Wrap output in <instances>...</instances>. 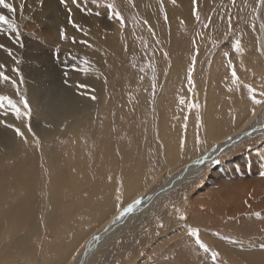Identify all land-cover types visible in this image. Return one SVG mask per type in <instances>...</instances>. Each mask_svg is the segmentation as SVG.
Masks as SVG:
<instances>
[{
    "label": "rangeland",
    "instance_id": "rangeland-1",
    "mask_svg": "<svg viewBox=\"0 0 264 264\" xmlns=\"http://www.w3.org/2000/svg\"><path fill=\"white\" fill-rule=\"evenodd\" d=\"M7 2L12 3L16 8L15 17L3 8H0V14L15 19L20 36L17 42L15 34L11 33L7 26L0 25V44L12 51V56H9L0 48V63L5 64V61L9 60L11 69L6 65V74H15H10V76L17 79V86L20 85L18 87L19 98L23 96L27 99L31 112L23 122L26 131L21 153L12 160L10 159L7 164H0V189L3 193L6 186L2 183L9 178L17 164L27 162L33 166L36 175L34 184L37 186L38 196L34 211L31 213H28L24 203L26 201L20 194L11 197L17 203V205L14 204L12 213L9 212L7 205L0 207L2 212L6 210V213L0 211V236L3 232V237L5 236L9 218L18 220L19 217V225L21 224L19 233L24 231V233H29L34 223L39 228L38 235H40L39 240L37 238L36 241L37 258L43 253L50 254L53 240L63 238L68 231L70 234H75L87 224L90 226L87 228L94 230L97 224L94 213L101 198L110 200L109 202L115 205V212L121 213L124 207L149 195L148 190L146 192L142 188L138 190L142 184L140 182L147 183L148 171L149 173L160 172V179L158 178L159 180L153 183L154 186L152 185V191H155L162 186L160 180L168 175L176 164L182 166L207 153L216 144V139L221 140L220 133L227 135L237 125L242 111L246 114L257 106L252 100L253 94L248 92L246 85L255 89L257 99L264 100V97L259 95L260 92H264L263 81H261L264 62H262L263 57L259 47L261 29L257 21L260 0H235V5L232 0H199L190 8L193 21L184 23L185 25L181 24L182 26H177L175 23L177 16L181 18L182 15L175 16L173 11L184 12L185 9L178 5L173 7L170 0H96V3H93V0H77V3H73L72 0H65V3H61V0H7ZM108 4H113L115 10L123 17L125 22L123 27L112 15V10L107 7ZM197 15L199 20L196 19ZM262 16L264 19V11ZM229 17H231V27L228 24ZM69 18L83 31H77L69 23ZM61 30L67 39L61 37ZM72 38H75V43L72 42ZM236 40L241 42L242 52L239 54L235 51ZM225 52L228 53L227 57L224 55ZM16 60H19V64ZM229 60L235 67L239 78L235 83L231 79L232 68L229 66ZM85 61L88 63L85 64ZM193 65L192 83L190 84L188 75ZM13 69H18L19 75ZM37 75L43 76V84L48 83L47 87L42 86L45 90L41 88L43 91L41 90L38 98V103H42L41 106L29 100L27 83H29V78L37 80ZM20 77L23 78V83L20 82ZM82 85H87V87H82ZM91 88L95 89L94 92ZM85 90H90L92 93L84 94L82 91ZM59 91L61 94H69L68 98L73 99L75 105H78L76 106L78 111L73 112L70 120L63 125L59 124V121L62 122L61 117L58 118L54 111L48 108L51 107L54 99L55 105L58 102L60 97L56 94H59ZM7 93L8 91L5 92L6 95ZM92 96L96 99L93 100ZM10 97L12 98L11 95ZM181 98L184 100L183 104L180 102ZM238 100H241V105ZM192 104L197 107H190L189 105ZM44 105L53 114L51 112L49 114ZM47 105L50 106L47 107ZM42 106L44 115L34 120V111H38L40 107L42 109ZM261 107L263 109L261 108L259 117L263 118L264 104H261ZM55 116L59 123L53 119ZM33 120L39 124L41 129L50 128L53 131L60 128L58 134L50 135L44 140L33 130ZM52 123L59 125L53 128ZM29 124L31 132L28 130ZM66 125L69 128L64 132ZM260 138L247 142L245 147L242 145L231 149L234 150L233 152L227 151L224 156L217 158L212 165H209L208 169L203 170L199 178L204 181L205 174L207 181L204 182L209 187L220 168L222 171L231 165H236L237 171L249 170L246 175L250 174L251 166L249 165L253 163L250 162L242 168L236 164L237 159L250 155L251 151H257L264 157V136ZM169 147H173L172 150ZM118 148L124 150L122 155L125 158L124 166L129 171L127 175L124 169L116 175L110 168L119 163ZM172 152L176 157L171 158L170 153ZM135 161L137 163H134ZM111 162L114 164L111 165ZM129 178L133 180L130 181ZM115 181L118 182L115 183ZM191 181L186 182L181 193L172 197L168 206L169 195H167L168 198L163 197L154 205L144 208L138 216L127 220L115 229L116 232L112 230L111 237L107 238V246L105 245L104 250L101 251L100 256L103 257H99V261L95 263L162 264L166 262L173 264L176 259L174 257L181 255L179 253L182 247L180 243L188 238L186 234L191 233L192 229H197L199 240L208 245V239L213 240L214 237L204 235L203 224L196 227L186 223L185 220L187 231L180 233V228L177 227L170 232L166 231L181 216L176 210L182 196L189 192L190 184H198V180ZM126 182H129L128 185ZM119 186L120 190H118ZM123 190H125L124 193ZM50 191H52V196ZM3 197H5V203L10 200L7 199V195ZM118 200H120L119 203ZM163 202L166 203L163 204ZM253 207L242 215L240 225L239 222L236 223L229 218L223 219L222 225L219 223L220 226H217L219 224L212 225V235L222 236V239H214L213 242L218 243L220 247L226 245V249H229L226 251L232 250L231 252L237 256L228 255L232 257L230 259L211 245L208 248L210 258L213 253L217 254L216 258L205 261L204 256L201 258L193 254L198 258L196 264L206 262L208 264L209 261L211 264H264V213L256 211ZM53 211L56 213L54 218L55 220L57 218L58 223L51 220L48 214ZM46 217L52 223H56L54 224L57 225L56 228L49 224L51 221ZM33 219H38L41 224L36 220L33 222ZM67 224L72 225L68 227ZM59 227L61 229L63 227L67 232H63V229ZM163 231L167 233L164 236H162ZM107 234L109 235V232ZM157 236L162 237V240L169 238L172 241L168 243L165 240L166 246L156 253H150L149 248ZM112 238L114 240H111ZM224 239L231 242L227 243L230 245L223 244ZM0 242L1 247L4 243L2 238ZM4 246L3 244L0 248L1 254L8 252H3ZM239 255L243 256L242 259ZM101 258H104V262H101ZM22 261L24 258L17 255L11 258L4 257L0 260V264H19ZM26 262L25 260L24 263Z\"/></svg>",
    "mask_w": 264,
    "mask_h": 264
},
{
    "label": "bare ground",
    "instance_id": "bare-ground-1",
    "mask_svg": "<svg viewBox=\"0 0 264 264\" xmlns=\"http://www.w3.org/2000/svg\"><path fill=\"white\" fill-rule=\"evenodd\" d=\"M173 4V7H175V5L178 6H183V8L185 9L184 12H175V16H177V14L182 15L181 18H179V16H177L178 18H176L175 22L177 24V26L181 25V24H186L192 20V16L190 14V8L191 6H193L195 3H197V1L199 0H175V2L173 3V0H170ZM182 8V7H181ZM188 8V9H187ZM177 9V8H175ZM174 9V10H175ZM193 10V9H192ZM59 11V10H58ZM178 11V10H177ZM263 11H264V4L259 3L258 9H257V21L259 23L260 29H261V34L259 37V42H260V49H261V53H262V57H263V61L264 62V28H261V25H264V19H263ZM60 13V12H59ZM66 14V13H65ZM65 16V15H64ZM85 16V15H84ZM63 17V16H62ZM82 17V16H81ZM67 18V16L65 17ZM85 20V19H84ZM96 20V19H95ZM99 20V19H98ZM182 20V21H181ZM55 21V20H54ZM92 21V19H91ZM193 23V22H191ZM45 24V23H44ZM85 24H86V20H85ZM184 24V25H185ZM83 25V24H82ZM182 26V25H181ZM113 36V35H112ZM2 41V40H1ZM212 42V41H211ZM4 43V42H3ZM5 46V45H4ZM9 46V45H8ZM171 46V45H170ZM21 48V47H20ZM14 53V52H13ZM29 55V54H28ZM30 56V55H29ZM4 58V57H3ZM43 58V57H42ZM6 59V58H5ZM35 60V59H34ZM37 60V59H36ZM3 61V60H2ZM8 59L7 61H5V64L3 62H1L0 64H4L7 65L8 68H10V64L8 63ZM258 62V60H257ZM29 64V63H27ZM222 65V64H221ZM12 66V65H11ZM15 67V66H13ZM92 67V66H91ZM11 69V68H10ZM211 71V70H210ZM214 71V70H213ZM50 72V71H49ZM262 72V80L263 81V87H264V65H263V70ZM47 73V72H46ZM12 74V73H10ZM9 74V75H10ZM41 74V73H40ZM44 74V73H43ZM48 74V73H47ZM15 75V74H12ZM249 76V74H248ZM38 79L35 80H31L29 78V83L28 84V89H29V100L32 103H37V105L39 104L38 102V98L40 95V92L42 89V86H46L47 84H43V76H39L37 75ZM41 77V78H40ZM48 77V76H47ZM250 77V76H249ZM248 77V78H249ZM28 78V77H27ZM229 78V77H228ZM14 79V78H13ZM232 79V78H231ZM15 80V79H14ZM251 80V79H250ZM258 80V79H257ZM246 81V80H245ZM16 82L18 83L17 79ZM53 82V81H51ZM133 82V81H132ZM131 82V83H132ZM223 82V81H222ZM259 82V81H258ZM230 83V82H229ZM77 84V83H76ZM52 85V84H51ZM224 85V84H223ZM257 86V84H256ZM18 87H20V85H18ZM258 87V86H257ZM261 87V85H260ZM42 88V89H41ZM57 89V88H56ZM89 89V88H88ZM93 90H91L92 92H94V88H91ZM7 95L12 96V98L14 100L17 101V99H19V95L17 94V91L15 88H13L11 85L9 84H0V94H5V92H7ZM45 90V89H44ZM48 90V89H47ZM50 90H53V88H50ZM43 91V90H42ZM61 91V90H60ZM59 91V92H60ZM90 90H85L82 91L84 94H91ZM49 92V91H48ZM58 92V93H59ZM46 94V92H45ZM53 94V93H51ZM61 92L59 94V99L58 102H56V105L54 104L55 99L53 101V103H51V107L53 105L52 108L48 107L50 105H47L48 108H50V110L52 109L54 111V113L57 115V117H61L62 122L57 120L56 116L53 117V119L56 120V123L62 124L63 123H67V120H70V118L72 117V113L76 112L78 105H75V101L73 99L68 98L67 95H65L64 93L61 94L63 97H61ZM192 94V93H191ZM42 95V94H41ZM44 95V92H43ZM168 95V94H167ZM47 96L49 97V95L47 94ZM54 96V95H53ZM46 97V96H45ZM47 97V98H48ZM52 97V95H51ZM70 97V96H69ZM46 98V99H47ZM50 98V97H49ZM53 98V97H52ZM44 99V97L42 98ZM41 99V100H42ZM49 100V99H47ZM126 100V99H125ZM45 101V100H43ZM241 101V100H240ZM238 100V102L241 105V102ZM46 102V101H45ZM51 102V101H50ZM197 102V101H196ZM237 103V104H239ZM42 103H40L39 105L41 106ZM47 104V103H45ZM243 104V103H242ZM185 105V104H184ZM87 106V105H86ZM84 106V108L86 107ZM190 106V105H189ZM235 106H238L235 104ZM263 106V105H262ZM32 107H34L32 105ZM36 107V106H35ZM45 107V105H44ZM88 107V106H87ZM148 108V107H146ZM183 108V107H182ZM261 104H257V106L255 107V115H252V111H249L248 113H244V111L241 112V115H239L238 117V121H237V125L234 126V128L232 130H230L227 135H224L222 133H220V138L221 140L217 139L215 140L216 144H214L210 150L205 153L204 155L197 157L195 159H192V161L190 162H186L187 164L184 163V165L182 166H178L177 164L173 167V169H171V172L164 176L160 181L162 183V186L159 189H156L155 191H152V187L154 186L153 183L156 180H159V176H160V172L155 171V173H149L147 174V183H142L139 188H142V190H144L145 192L148 190L149 195L140 200L142 201L140 204L136 205L133 210L125 215H121V213L127 209V207H124L123 211L121 213L115 212L116 208L115 205H113L111 202L107 201L106 199L101 198V200H99L98 204L96 205V209H95V213H94V217L97 220V227L95 225L94 230H91L89 228H87V225H83V228H78L79 230L75 234H70L67 232V230L63 229L62 227V231L67 232V234L61 238V239H55L53 240V243L51 245V251L50 254L48 255L47 253H43L42 251V255L37 258V252L36 249H38V245H37V238L38 236V227H36V225L33 223L30 227V232L29 233H24V232H20V225H19V217L18 220L16 219H12L9 218V221L7 222V229L5 227V236L3 237V234L1 233L0 239L2 238V241L4 243H2V245L4 244V248H3V252L4 251H8L5 254H1L0 253V260L3 259L4 257L8 258V257H17V255H20V257L24 258V261L22 262H18L19 264H23L25 262V260L28 262V264H94L99 257H103L100 256L101 255V251L104 250L103 248L105 247L106 243H107V238H109L108 236L111 237L112 235V230L115 231V229H117L120 225L124 224L125 222H127V220L133 219L136 217V215L138 216L140 214V211H142L144 208H146L147 206H152V204L154 205V203H156V201H158L159 199L161 200L163 197H167V195H169V200L167 201V206L171 203H169V201L172 200V197H175L176 195H178L179 193H181L182 187L184 185H186V182L191 181V180H198V184L195 185V183L193 185L190 184L191 188L189 190V192L187 194H184V196H182V199L178 205V208L176 210L177 213L183 214L185 217L188 216V219H180V217L177 218V221L174 222L173 226L171 228H168L166 231L170 232V230H173V228H180L179 232L181 233V231H187L186 230V226L188 224L193 225V226H199L201 224H203V227L205 228L204 230V235L205 236H213V240L214 239H222L219 235H212V225L213 224H221L223 222V219H230V220H234V222L236 221V223L239 222V225L241 224L242 221V215H245L250 209H255L256 211H261V213H264V157L261 155V153L257 152V151H251L248 156H241L240 158L237 159V165L238 167H242L244 168L246 165H248L250 162L253 163L252 165L250 164L249 166H251L250 169V174L246 175V173L249 172V170H243V171H237L236 165H231L229 167H227L225 170L218 171L216 178L213 179V181L209 184V187L206 186L208 184H206L204 181H207V179L205 178V174H204V181L201 180L200 175L202 174L203 170H205L209 165H212V163H214V161H216L217 158L222 157L225 155V153L237 146H247V142L251 141V140H256V139H261L260 137L264 136V116L263 118L259 117L260 112H261ZM86 109V108H85ZM237 109V108H236ZM263 109V108H262ZM38 111H34V120H37V117H40L42 114L44 115V109L42 106L37 109ZM45 110H47V108L45 107ZM48 111L49 114L51 111ZM125 110V109H124ZM78 111V110H77ZM80 111V110H79ZM201 111V110H200ZM239 111V110H238ZM264 111V110H263ZM87 112V111H86ZM85 112V113H86ZM52 113V112H51ZM91 113V112H90ZM168 113V112H167ZM240 113V112H239ZM53 114V113H52ZM218 114V113H217ZM79 115V114H78ZM77 115V116H78ZM214 115V114H213ZM49 116V115H48ZM52 116V115H51ZM50 116V117H51ZM76 116V114H75ZM47 117V116H46ZM48 117V118H50ZM131 117V116H130ZM129 117V118H130ZM259 117V118H258ZM52 118V117H51ZM128 118V117H127ZM225 118V117H224ZM258 118V121H257ZM77 119V118H76ZM121 119V118H119ZM33 120V130L39 135L41 136V138H43L44 140L48 139V137H50V135H57L58 134V129L55 130H50L49 129H41L39 124L36 123ZM174 120V119H173ZM30 121V120H29ZM72 121V120H71ZM81 121V120H80ZM88 121V120H87ZM140 121V120H139ZM142 121V120H141ZM144 121V120H143ZM200 121V120H199ZM23 122H25V117H22L21 119H16L15 115L12 113L11 109L8 108L7 105H5V107L3 109H0V164H4V163H8V161L15 156L19 155L22 151V145L25 142L24 138V133L26 131V127L25 125H23ZM28 122V121H27ZM77 122V121H76ZM122 122V121H121ZM195 122V121H194ZM233 122V121H230ZM72 123V122H71ZM53 124V123H52ZM58 124V125H59ZM74 124V123H73ZM116 124V123H115ZM122 124V123H121ZM236 124V123H235ZM54 125V124H53ZM57 125V124H55ZM52 126L53 128H55L56 126ZM57 125V126H58ZM171 125V124H170ZM46 126V125H45ZM50 126V125H49ZM48 126V127H49ZM65 126V125H64ZM69 126V124H68ZM71 126V125H70ZM69 126V127H70ZM141 126V125H140ZM144 126V125H143ZM30 124L28 126V130H29ZM51 127V128H52ZM67 127V125H66ZM69 127L61 130H64V132L66 131V129H68ZM72 127V126H71ZM165 127V126H164ZM19 128L20 131L23 133V136L17 135L16 133V129ZM77 128V127H76ZM75 128V129H76ZM141 128V127H140ZM220 129V128H219ZM32 130V131H33ZM224 130V129H223ZM213 131V130H212ZM218 132V130H215ZM215 131L213 133H215ZM220 131V130H219ZM227 131V130H226ZM31 132V131H30ZM113 132V131H112ZM62 133V132H61ZM174 133V132H173ZM212 133V134H213ZM63 134V133H62ZM219 135V134H218ZM217 135V136H218ZM54 136V137H55ZM60 136V134H59ZM186 136V135H185ZM214 136V135H213ZM212 136V138H213ZM216 136V134H215ZM164 137V136H163ZM210 137V136H209ZM162 138V137H161ZM211 138V137H210ZM209 138V139H210ZM164 139V138H163ZM189 139V138H188ZM214 139V138H213ZM54 140V139H53ZM29 141V140H28ZM207 141V140H206ZM209 141V140H208ZM48 142V141H47ZM212 142V141H211ZM169 143V142H168ZM120 144V142H119ZM179 144V143H178ZM196 144V143H195ZM249 144V143H248ZM172 145V144H171ZM211 145V144H210ZM190 146V145H189ZM262 146V145H261ZM122 147V146H121ZM171 147V146H170ZM169 147V148H170ZM185 147V146H184ZM210 147V146H209ZM208 147V148H209ZM32 148V147H31ZM123 148V147H122ZM122 148H118V152L119 156H118V164H115L113 166H111L110 168L113 170L114 174H118L120 172H123L124 170H126V166H124V161L125 158L123 157V153L124 150ZM173 148V147H172ZM172 148H170L172 150ZM117 149V148H116ZM127 149V148H126ZM184 149V148H183ZM52 150V149H51ZM131 150V149H130ZM174 150V149H173ZM244 150V149H243ZM193 151V150H192ZM234 150H231V152H233ZM187 152V151H186ZM197 152V151H196ZM59 153V152H58ZM112 153V152H111ZM134 153V152H133ZM138 154V153H136ZM135 154V155H136ZM172 155L171 158H174V152L170 153ZM194 154V153H192ZM228 154V153H227ZM180 155V154H179ZM230 155V154H229ZM259 155V156H258ZM137 156V155H136ZM140 156V155H139ZM178 156V155H177ZM199 156V155H198ZM227 156V155H226ZM33 157V156H32ZM50 157V156H49ZM176 157V156H175ZM184 157V156H183ZM111 158V157H110ZM169 158V157H167ZM170 158V159H171ZM182 158V157H181ZM129 159V158H128ZM178 159V158H177ZM176 160V158H175ZM189 160V158H188ZM182 161V160H181ZM23 162V161H22ZM109 162V160H108ZM131 162V160H130ZM139 162V161H138ZM174 161H172L173 163ZM134 163H137V161H135ZM141 163V161H140ZM176 163V162H175ZM178 163V162H177ZM5 164V165H6ZM110 164V162H109ZM114 164L113 162H111V165ZM143 164V163H141ZM167 164V163H165ZM106 165V164H105ZM104 165V167H105ZM135 165V164H134ZM133 165V166H134ZM163 165V164H162ZM137 166V165H136ZM140 166V165H139ZM166 166V165H163ZM169 166V165H168ZM109 167V166H108ZM161 167V166H159ZM158 167V168H159ZM248 167V166H247ZM132 169V166L130 167ZM168 168V167H166ZM74 169V168H73ZM124 169V170H122ZM143 169V166H142ZM208 169V168H207ZM128 170V169H127ZM126 170V171H127ZM134 170V169H133ZM137 170V167H136ZM135 170V172H136ZM160 170V168H159ZM161 170H163L161 168ZM9 171V170H8ZM43 171V170H42ZM54 171V170H53ZM164 171V170H163ZM162 171V172H163ZM173 171V173H172ZM51 172V171H50ZM103 172V171H102ZM134 172V171H133ZM141 172V171H139ZM40 173V171H39ZM101 173V172H100ZM126 173H129V171L125 172V175H127ZM99 174V172H98ZM113 174V175H114ZM144 174V173H143ZM45 175V174H44ZM43 175V177H44ZM129 175V174H128ZM132 175V173L130 174ZM165 175V174H164ZM35 172L33 169V166L31 164H28L27 162H23L22 164H17V166L14 168V170L10 173L9 178L4 181L2 183L3 186L5 187L4 192L2 193V190L0 189V207L7 205L9 207V212L12 213L15 205H17V203H15L13 201V199H11V197H15L16 195H22L24 197V200L26 202V209H28V213H31L32 211H34L33 209L35 208V204H36V199H37V189L35 186ZM38 176V175H37ZM53 174L51 173V178H52ZM73 176V175H72ZM143 176V175H142ZM146 175L144 174V178ZM114 177V176H113ZM129 177V176H128ZM131 177V176H130ZM140 177V176H138ZM137 177V179H138ZM162 177V176H161ZM127 178V177H126ZM159 178V179H158ZM40 179V178H39ZM108 179V178H107ZM118 179V178H117ZM131 178H129L130 180ZM116 180V178H115ZM128 180V178H127ZM133 180V179H132ZM130 180V181H132ZM139 180V179H138ZM113 181V180H112ZM119 181V180H118ZM118 181H115L118 182ZM129 181V182H130ZM137 181V180H136ZM146 181V180H145ZM13 182V183H11ZM70 182V181H69ZM122 182V181H121ZM129 182H126V184L128 185ZM133 183V182H132ZM190 183V182H189ZM192 183V181H191ZM71 184V183H70ZM137 184V183H136ZM130 185V184H129ZM133 185V184H132ZM153 185V186H152ZM189 185V184H188ZM212 185V186H211ZM62 186V185H61ZM115 186V185H112ZM118 186V185H117ZM116 186V187H117ZM123 186V185H122ZM126 186V185H125ZM137 186V185H136ZM146 186V188H145ZM160 186V185H159ZM73 188V187H72ZM109 188V187H108ZM111 188V187H110ZM120 190V186L118 187ZM134 188V187H133ZM150 188V189H149ZM102 189V188H101ZM115 189V188H113ZM129 189V188H128ZM184 189V188H183ZM39 190V189H38ZM60 190V189H59ZM108 190V189H107ZM116 190V189H115ZM141 190V192H142ZM113 191V190H112ZM125 190H123L124 193ZM187 191V190H186ZM259 191V192H258ZM39 192V191H38ZM61 192V190H60ZM90 192V191H89ZM114 192V191H113ZM79 193V192H78ZM85 193V192H84ZM103 193V192H102ZM39 194V193H38ZM52 194V191H50V195ZM57 194V193H56ZM106 194V193H104ZM108 194V192H107ZM122 194V193H121ZM134 194V193H133ZM173 194V195H172ZM3 195H7V199L9 201H7V203H5V197H3ZM49 195V194H48ZM58 195V194H57ZM119 197L121 196L120 194H118ZM137 195V194H135ZM172 195V196H170ZM181 195V194H180ZM52 196V195H51ZM60 196V195H59ZM132 196V195H131ZM10 197V198H9ZM86 197V196H85ZM102 197V196H100ZM111 197V196H110ZM122 197V196H121ZM125 197V196H124ZM140 197V196H139ZM144 197V196H143ZM180 197V196H178ZM51 198V197H50ZM87 198V197H86ZM138 198V197H137ZM55 199V198H53ZM109 199V197H108ZM112 199V198H111ZM124 200H126L125 198H123ZM122 199V200H123ZM179 199V198H178ZM260 199V200H259ZM87 200V199H86ZM106 200V201H105ZM129 200V199H128ZM56 201V200H55ZM114 201V199H113ZM112 201V202H113ZM120 200H118L119 203ZM57 202V201H56ZM93 202V201H92ZM115 202V201H114ZM117 202V200H116ZM126 202V201H125ZM82 203V202H80ZM166 203V202H165ZM163 202V204H165ZM15 204V205H14ZM51 204H53L51 202ZM73 205V204H72ZM92 205V204H91ZM122 205V204H121ZM126 205V204H123ZM61 206V205H60ZM68 206V205H67ZM66 206V207H67ZM116 206H118V204L116 203ZM120 206V205H119ZM166 206V205H165ZM55 207V205H54ZM92 207V206H91ZM122 207V206H121ZM154 207V206H153ZM3 208V207H2ZM41 208V207H40ZM68 208V207H67ZM70 208V206H69ZM79 208V207H78ZM118 208V207H117ZM5 209H8L5 207ZM72 209V208H71ZM70 209V210H71ZM76 209V208H75ZM80 209V208H79ZM120 209V208H119ZM150 209V208H149ZM41 210V209H40ZM91 210V209H90ZM159 210V209H158ZM1 211V210H0ZM4 212L6 210H3ZM22 211V210H21ZM68 211V210H67ZM74 211V209H73ZM76 211V210H75ZM2 212V211H1ZM2 212V213H4ZM8 212V211H7ZM8 212V213H9ZM50 212V210H49ZM55 211H53L52 213H48L51 216V220H53L54 222H57V218L55 220V215L56 213H54ZM89 212V211H87ZM6 213V212H5ZM15 213V212H14ZM92 213V212H91ZM116 213V214H115ZM46 214V216L48 215ZM67 214V213H66ZM75 215V213H73ZM82 214V213H81ZM90 214V213H89ZM150 214V213H149ZM1 215V214H0ZM4 215V214H3ZM7 215V214H6ZM48 215V216H49ZM86 215V214H85ZM92 215V214H91ZM152 215V214H151ZM168 215V214H167ZM31 216V215H30ZM60 216V215H58ZM145 216V215H144ZM162 216V215H161ZM42 217V216H41ZM62 217V216H60ZM58 217V218H60ZM68 217V216H67ZM88 217V216H87ZM92 217V216H91ZM14 218V217H13ZM76 218V217H75ZM157 218V217H156ZM8 219V218H7ZM47 219V217H46ZM83 219V218H82ZM87 219V218H86ZM25 220V219H24ZM34 220V219H33ZM36 220V219H35ZM35 220L33 222H35ZM41 220V219H40ZM49 220V219H47ZM49 220V221H51ZM65 220V218H64ZM63 220V221H64ZM88 220V219H87ZM145 220V219H144ZM186 220V223H185ZM38 221V219L36 220ZM62 221V222H63ZM68 221V220H67ZM71 221V220H70ZM74 221V219H73ZM78 221V220H77ZM134 221V220H133ZM21 222V221H20ZM39 222V221H38ZM76 222V221H75ZM79 222V221H78ZM84 222V221H83ZM139 222V221H138ZM163 222V221H162ZM41 224V222H39ZM48 223V221H47ZM58 223V222H57ZM77 223V222H76ZM165 223V222H164ZM5 224V223H4ZM39 224V225H40ZM49 224H56V223H49ZM65 224V221H64ZM63 224V225H64ZM69 224V222H68ZM67 226L69 227L70 225ZM74 224V223H73ZM93 224V223H92ZM137 224V223H136ZM139 224V223H138ZM217 225V226H220ZM79 225V224H78ZM77 225V226H78ZM126 225V224H125ZM150 225V224H149ZM6 226V225H5ZM55 228L57 225H54ZM66 226V225H64ZM74 226V225H73ZM72 226V228H74ZM90 227V226H89ZM122 227V226H121ZM54 228V227H53ZM66 228V227H64ZM68 229V228H67ZM240 229V227H239ZM55 230V229H53ZM69 230V229H68ZM218 230V229H217ZM41 231V230H40ZM176 231V230H175ZM189 231V230H188ZM27 232V231H26ZM109 232V235L107 234ZM116 232V231H115ZM24 233V234H23ZM111 233V235H110ZM162 233V232H161ZM44 234V233H43ZM164 234H167L165 231H163L162 236H164ZM211 234V235H210ZM244 234V233H243ZM116 235V234H115ZM188 236L187 239H184V241L182 243H180L181 250L179 251V253H181V255L178 257V255H176L174 258L175 261H173V264H196L198 261V258H196L194 255H197L198 257H203V259L206 261V259H213L210 258V252L209 250L207 252L204 251L203 248H201L199 246V244L196 242L197 241V236H193L191 235V233L186 234ZM191 236H193L191 238ZM56 237V236H55ZM96 237H99V239H95ZM168 237V235H167ZM177 237V236H176ZM233 237V236H232ZM115 238V237H114ZM124 238V237H123ZM162 237L157 236L156 240L154 241L153 245L149 248V252L150 253H156L157 251H159L162 247L166 246L167 244L165 243V240L168 241V243H170L172 240L171 239H165L162 240ZM41 239V238H40ZM49 239V238H48ZM175 239V238H174ZM39 240V238H38ZM111 240H114L113 238ZM213 240L210 238L208 239L207 243L208 245H206L208 248L209 246L212 245V247H215L218 251L222 252L225 255H230V256H234L237 254H233L230 251H226L229 249H226V245L220 247L218 246V243H214ZM261 240V239H260ZM48 241V240H47ZM51 241V239H50ZM109 241V240H108ZM113 242V241H112ZM111 242V243H112ZM1 243V242H0ZM51 243V242H50ZM227 243H231L228 240L224 239L223 240V244H227ZM233 243V241H232ZM40 244V243H38ZM235 244V243H233ZM239 245H242L241 243H237ZM1 245V247H2ZM47 245V244H46ZM220 245V244H219ZM230 245V244H227ZM236 245V244H235ZM41 246V245H40ZM107 246V245H106ZM110 246V245H109ZM112 246V244H111ZM110 246V247H111ZM171 246V245H170ZM173 246V245H172ZM171 246V247H172ZM0 247V248H1ZM49 247V245H48ZM109 247V248H110ZM113 247V246H112ZM44 248V247H43ZM108 248V249H109ZM174 248V247H173ZM186 248V249H185ZM191 248V249H190ZM237 248V247H236ZM50 249V248H48ZM240 249V248H239ZM107 250V249H105ZM111 250V248H110ZM109 250V251H110ZM179 250V249H178ZM241 250V249H240ZM45 251V249H44ZM107 250V252H109ZM234 251V250H233ZM40 252V253H41ZM48 252V251H47ZM111 252V251H110ZM39 254V253H38ZM108 254V253H106ZM147 254V253H146ZM242 254V253H241ZM221 256V255H220ZM224 256V255H223ZM241 256V255H239ZM226 257V256H225ZM243 256H241L242 259ZM105 258V257H104ZM103 258V259H104ZM155 258V257H154ZM223 258V257H222ZM228 258H232L229 257ZM240 258V257H239ZM103 259L101 258V262H104ZM224 259V258H223ZM141 260V259H140ZM263 260V259H262ZM99 261V260H98ZM110 261V260H109ZM143 261V260H142ZM26 262V264H27ZM136 262H140V261H136ZM172 262V261H171ZM141 263V262H140ZM207 263V262H206ZM205 263V264H206ZM225 263V262H224ZM17 264V263H16ZM25 264V263H24ZM96 264V263H95ZM98 264V263H97ZM139 264V263H138ZM160 264V263H159ZM162 264H170V263H162ZM208 264H211V261L208 262ZM217 264V263H216ZM246 264V263H245Z\"/></svg>",
    "mask_w": 264,
    "mask_h": 264
},
{
    "label": "snow or ice",
    "instance_id": "snow-or-ice-1",
    "mask_svg": "<svg viewBox=\"0 0 264 264\" xmlns=\"http://www.w3.org/2000/svg\"><path fill=\"white\" fill-rule=\"evenodd\" d=\"M72 2L73 3H77V0H72ZM174 2H175V0H173V3ZM61 3H65V0H61ZM93 3H96V0H93ZM194 3H195V0H194ZM232 3H233V5H235V0H232ZM260 3L264 4V0H260ZM107 7L112 10V15L115 16L119 20V23H120L121 27H123L124 23H125L124 19L120 15V13L117 10H115L114 5L113 4H108ZM0 8L6 9L9 13L13 14V17H15V14H16L17 10L13 6L12 3L7 2V0H0ZM21 8H23V5H21ZM69 12H71L70 9H69ZM89 14H91V13H89ZM96 14L99 15V13H96ZM165 19H167V16H165ZM196 19L199 20V16L198 15L196 16ZM69 23H71L72 26L77 29V31H83V29H81L79 25L74 23L71 20V18H69ZM228 24H229V27H231V17H229ZM0 25L7 26V28L11 31V33L15 34V37L17 38V42H18V38L20 36V32H19V27H18V25H17V23H16L14 18L10 19L7 15L0 14ZM205 27H207V25H205ZM261 28H264V25H261ZM85 34H87V33H85ZM61 37L64 38V39H67V37L64 35L63 30H61ZM72 42L73 43L76 42L75 38H72ZM81 42L82 43H86L85 41H81ZM0 48H2L9 56H12V51L10 49L5 48L2 44H0ZM235 51L238 54L242 52L240 40H236L235 41ZM224 55L227 57L228 53L225 52ZM16 63L19 64V60H16ZM87 63L88 62L85 61V64H87ZM229 66L232 68L231 76H232L233 82L235 83L239 78L237 76L235 67L231 64V60H229ZM6 68H7L6 65L0 64V84H9V85H11L13 88L16 89L17 94H19V88L17 86V82L10 75L6 74ZM193 69H194V65H193V68H190V70H189L188 79H189V83L190 84L192 83L191 73H192ZM13 71L16 72L17 75H19V70L18 69H13ZM20 82L23 83V78L22 77H20ZM82 87H87V85H82ZM153 87H155V85H153ZM246 87L248 89V92L253 94L252 95V100H253V102L255 104H264V100L256 98L255 89H253L250 85H246ZM259 95L261 97H264V92H260ZM91 98L93 100L96 99L95 96H92ZM180 102L182 104L184 103L183 98H181ZM5 105H7L9 109H11V111L15 115L16 119H21L22 117H29L30 116V112H31L30 105H29L27 99H25L23 96H20L19 102H17L16 100H14L13 98L9 97L6 94H0V109H3L5 107ZM190 107L195 108V107H197V105L192 104V105H190ZM255 114H256V112H255V109L253 108L252 115H255ZM29 131H31L30 127H29ZM16 133H17V135L23 136V133L20 131L19 128L16 129ZM141 202L142 201H140V200H136L133 204L129 205L127 207V209L124 210L121 213V215H125V214L131 212L133 210V208L136 205L140 204ZM257 215H259V213H257ZM180 219L183 220V219H186V217L183 214H181ZM191 235L198 237V230L197 229H192L191 230ZM95 239H99V237H96ZM196 242L199 244V246L201 248L204 249L205 252L208 251V247L204 243H202L199 240V238H197ZM216 255H217L216 253H213L212 258L215 259Z\"/></svg>",
    "mask_w": 264,
    "mask_h": 264
}]
</instances>
